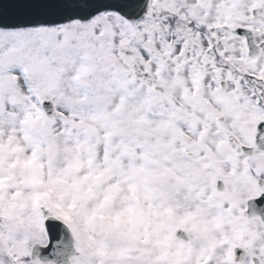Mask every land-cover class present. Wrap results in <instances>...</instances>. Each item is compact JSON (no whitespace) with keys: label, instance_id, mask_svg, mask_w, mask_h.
Masks as SVG:
<instances>
[{"label":"snow or ice","instance_id":"6c2138e0","mask_svg":"<svg viewBox=\"0 0 264 264\" xmlns=\"http://www.w3.org/2000/svg\"><path fill=\"white\" fill-rule=\"evenodd\" d=\"M0 264H264V0H0Z\"/></svg>","mask_w":264,"mask_h":264}]
</instances>
